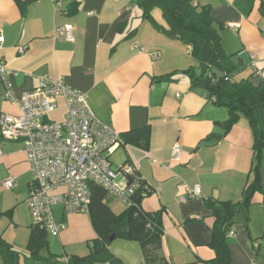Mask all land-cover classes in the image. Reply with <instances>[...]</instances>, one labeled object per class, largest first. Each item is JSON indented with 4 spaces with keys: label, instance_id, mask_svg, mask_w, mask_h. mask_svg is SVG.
Wrapping results in <instances>:
<instances>
[{
    "label": "crops",
    "instance_id": "obj_1",
    "mask_svg": "<svg viewBox=\"0 0 264 264\" xmlns=\"http://www.w3.org/2000/svg\"><path fill=\"white\" fill-rule=\"evenodd\" d=\"M140 1L0 0V61L10 71L6 79L13 94L17 98L37 88L43 76L61 80L85 94L94 117L120 136L149 129L146 148L121 138L108 159L112 168L134 167L149 189L139 204L144 213H159L160 259L153 264H210L216 257L215 219L207 201L243 203L245 190L257 179L259 190L234 214L225 242L231 264H264V152L254 172L249 120L240 116L224 131L228 109L191 87L185 71H196L198 63L190 47L166 36L159 8L161 14L153 9L145 17ZM195 3L209 8L233 79L253 87L264 83V0ZM67 24L73 27L72 42L55 38V30ZM4 93L0 82V114L19 115ZM56 104L52 115L59 118L52 121L58 122L66 111L62 98ZM175 146L178 161L172 156ZM7 177L15 180L10 190L1 186ZM31 180L23 143L1 139L0 236L20 253L18 264L88 256L96 239L90 216L68 214L56 205L53 220L64 229L57 236L46 233L41 261L29 257L33 225L25 203ZM194 186L199 198L185 192ZM114 240L120 241L109 243L112 260L96 264H147L137 242Z\"/></svg>",
    "mask_w": 264,
    "mask_h": 264
},
{
    "label": "built area",
    "instance_id": "obj_2",
    "mask_svg": "<svg viewBox=\"0 0 264 264\" xmlns=\"http://www.w3.org/2000/svg\"><path fill=\"white\" fill-rule=\"evenodd\" d=\"M72 31L69 24L58 27L55 38L72 42ZM2 40L0 36V44ZM9 74L0 61V82L5 85L3 98L19 108L17 116L0 114V137L3 141L23 143L32 174L25 204L33 227L57 236L64 227L53 220L51 209L56 205H62L68 214L88 215L91 185L103 188L125 208L138 209L139 201L148 196L149 189L131 165L112 168L108 157L121 144V136L94 117L86 95L61 80L43 76L37 88L16 98L12 84L6 79ZM57 98L64 101L65 118L49 121L48 116L58 109ZM172 156L178 161V146L173 147ZM1 186L12 189L14 178L7 177ZM185 192L190 197H200L198 186ZM57 264H69V259H58Z\"/></svg>",
    "mask_w": 264,
    "mask_h": 264
},
{
    "label": "trees",
    "instance_id": "obj_3",
    "mask_svg": "<svg viewBox=\"0 0 264 264\" xmlns=\"http://www.w3.org/2000/svg\"><path fill=\"white\" fill-rule=\"evenodd\" d=\"M140 5L143 7L145 17H149L153 9L159 8L167 24L166 36L190 47L191 56L198 63L196 71L193 68L185 71L190 76L191 87L202 91L216 106L228 109L229 118L222 124L224 131L227 132L240 116L249 120L253 137V170L257 172L264 152V83L253 87L246 80L233 79L229 59L220 47L219 37L213 27L208 7L198 8L195 0H141ZM121 138L127 144L146 148L149 129L146 127L129 132ZM90 189L91 205L88 215L91 218L96 239L88 256L69 257V264H96L112 260L108 249L111 236L137 242L147 264L158 262L162 236L159 213L154 215L144 213L139 204L138 209L124 207L120 214L115 215L106 204L112 198L110 194L96 185H91ZM257 190L259 186L255 179L245 190L243 203L207 201L215 219L211 247L216 257L210 264H231L225 239L233 225V216L240 210H244L250 197ZM45 235L44 231L33 227L27 250L34 262L41 261L38 254L45 245ZM0 255L3 256V264H18L20 253L6 243L1 236Z\"/></svg>",
    "mask_w": 264,
    "mask_h": 264
},
{
    "label": "rangeland",
    "instance_id": "obj_4",
    "mask_svg": "<svg viewBox=\"0 0 264 264\" xmlns=\"http://www.w3.org/2000/svg\"><path fill=\"white\" fill-rule=\"evenodd\" d=\"M157 14H161L160 10L159 9H155L154 10ZM59 116L58 115H52L50 114L49 115V121H52V120H56L58 119ZM107 206L110 208V210H112L115 214H118L121 210H123L124 206L121 202H119L117 199L115 198H110L108 201H107ZM120 241V240H113V242H115V244Z\"/></svg>",
    "mask_w": 264,
    "mask_h": 264
},
{
    "label": "water",
    "instance_id": "obj_5",
    "mask_svg": "<svg viewBox=\"0 0 264 264\" xmlns=\"http://www.w3.org/2000/svg\"><path fill=\"white\" fill-rule=\"evenodd\" d=\"M114 239H115V236H111V237L109 238V242L113 241Z\"/></svg>",
    "mask_w": 264,
    "mask_h": 264
}]
</instances>
